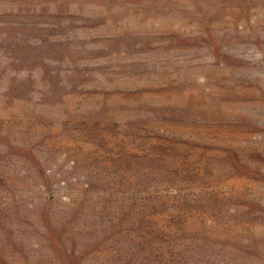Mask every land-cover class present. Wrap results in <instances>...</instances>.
Masks as SVG:
<instances>
[{"label": "rangeland", "instance_id": "obj_1", "mask_svg": "<svg viewBox=\"0 0 264 264\" xmlns=\"http://www.w3.org/2000/svg\"><path fill=\"white\" fill-rule=\"evenodd\" d=\"M0 264H264V0H0Z\"/></svg>", "mask_w": 264, "mask_h": 264}]
</instances>
